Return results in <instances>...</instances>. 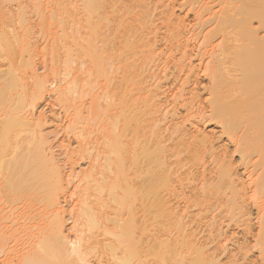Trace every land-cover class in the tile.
<instances>
[{"label": "bare ground", "instance_id": "1", "mask_svg": "<svg viewBox=\"0 0 264 264\" xmlns=\"http://www.w3.org/2000/svg\"><path fill=\"white\" fill-rule=\"evenodd\" d=\"M0 264H264V0H0Z\"/></svg>", "mask_w": 264, "mask_h": 264}, {"label": "rangeland", "instance_id": "2", "mask_svg": "<svg viewBox=\"0 0 264 264\" xmlns=\"http://www.w3.org/2000/svg\"><path fill=\"white\" fill-rule=\"evenodd\" d=\"M52 103H53V100L51 98H49L44 103V105L39 108V110L42 111V112H44V114L47 116V118L49 120H52L54 116L56 117V115L54 113V109H53ZM205 129L208 130V131H212L213 130V126H211V125L206 126ZM50 139H51V143L54 144L55 146L61 140V138L59 139V137H57V138L54 139L52 137V135L50 136ZM71 142H72L71 145L72 146H75V142L73 140H71ZM55 149H56V147H55ZM56 158H57L58 162L62 165V167H65V170L66 171L69 170L68 167L63 162V159H62L61 156H59L58 154H56ZM87 167H88L87 161L85 160L83 162H80L78 165H76L74 171L77 172L79 170L86 169ZM74 199L75 198H70V196H69L68 199L66 201H64V204H65L64 206H65L66 213H68L70 211L71 207L73 206L72 201H74ZM65 218H66V223H67L68 227L71 226L73 224V219L71 218V216L69 215V213L66 214V217Z\"/></svg>", "mask_w": 264, "mask_h": 264}]
</instances>
